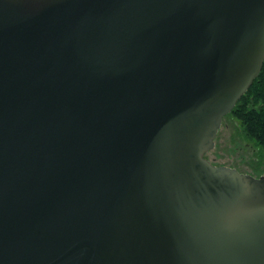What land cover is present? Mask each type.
<instances>
[{
  "label": "water",
  "instance_id": "obj_1",
  "mask_svg": "<svg viewBox=\"0 0 264 264\" xmlns=\"http://www.w3.org/2000/svg\"><path fill=\"white\" fill-rule=\"evenodd\" d=\"M263 65L264 0H0V264H264Z\"/></svg>",
  "mask_w": 264,
  "mask_h": 264
},
{
  "label": "rangeland",
  "instance_id": "obj_2",
  "mask_svg": "<svg viewBox=\"0 0 264 264\" xmlns=\"http://www.w3.org/2000/svg\"><path fill=\"white\" fill-rule=\"evenodd\" d=\"M240 121L233 116L224 118L215 147L207 157L217 165L235 167L241 172L260 176L264 174V154L259 147L241 134Z\"/></svg>",
  "mask_w": 264,
  "mask_h": 264
},
{
  "label": "trees",
  "instance_id": "obj_3",
  "mask_svg": "<svg viewBox=\"0 0 264 264\" xmlns=\"http://www.w3.org/2000/svg\"><path fill=\"white\" fill-rule=\"evenodd\" d=\"M227 116L240 121V135L254 142L264 154V65L251 87Z\"/></svg>",
  "mask_w": 264,
  "mask_h": 264
}]
</instances>
